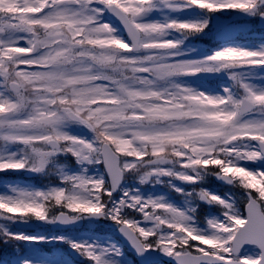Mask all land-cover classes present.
Returning <instances> with one entry per match:
<instances>
[{"label": "snow or ice", "instance_id": "snow-or-ice-1", "mask_svg": "<svg viewBox=\"0 0 264 264\" xmlns=\"http://www.w3.org/2000/svg\"><path fill=\"white\" fill-rule=\"evenodd\" d=\"M234 14L264 24V0H0V173L56 180L4 186L0 243L128 264L91 231L12 228L109 222L141 264H264V44L187 43Z\"/></svg>", "mask_w": 264, "mask_h": 264}, {"label": "rangeland", "instance_id": "rangeland-1", "mask_svg": "<svg viewBox=\"0 0 264 264\" xmlns=\"http://www.w3.org/2000/svg\"><path fill=\"white\" fill-rule=\"evenodd\" d=\"M232 27H234V28H229V27H227V26H225V27H222V28H220V29H222L221 30V33L219 34V36H221V37H223V38H227V37H230V40L229 41H235L236 43H238L239 42V40L237 39V38H235V35H236V33H237V30H239L237 27H235V26H232ZM249 29V28H251V26H247L246 27V29ZM226 42V41H225ZM225 42H223V43H225ZM222 43V44H223ZM221 45V44H220ZM220 45H218V46H216L215 48H217V47H219ZM247 46H254V45H247ZM210 184H212L211 183V181H210V179L207 181V183H206V186H208V185H210ZM95 225H93V227H94ZM63 235H75V234H66V233H62ZM52 235H61V234H52ZM52 235H48L49 237H51ZM102 239H103V237L104 236H100ZM14 242H12V244H13ZM18 243H23V242H15V244H18ZM28 245H30V246H33V245H31V244H28ZM48 247L51 249V250H53L55 253H58V254H62V253H72L71 252V250L68 248V246L67 245H64V244H61V243H58V242H54V243H50V244H48ZM38 256H39V254H38V251H37V253H36ZM72 254H74V253H72ZM42 257H44V258H48V259H52L51 257H48V256H42Z\"/></svg>", "mask_w": 264, "mask_h": 264}]
</instances>
